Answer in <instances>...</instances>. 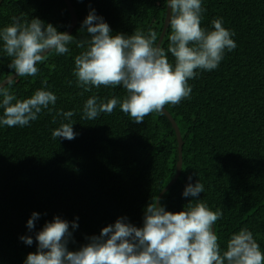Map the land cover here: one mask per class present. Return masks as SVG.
Masks as SVG:
<instances>
[{
	"label": "trees",
	"instance_id": "1",
	"mask_svg": "<svg viewBox=\"0 0 264 264\" xmlns=\"http://www.w3.org/2000/svg\"><path fill=\"white\" fill-rule=\"evenodd\" d=\"M70 1L77 16L70 35L76 40L90 39L83 21L91 11L112 35H147L151 29L158 40L161 33L166 0ZM202 6L201 27L211 30L212 20L222 18L223 26L234 32L236 48L225 50L216 69L197 70L189 81L190 98L164 107L181 133L182 166L159 205L179 212L189 203L203 202L222 212L214 225L221 253L242 228L252 232L264 253V0H202ZM14 17L38 18L58 32L70 23L63 0H0V28ZM170 32L168 25L160 44L166 51ZM68 47L67 54L49 53L37 64L36 76L16 77L4 85L18 99L44 89L57 100L51 111L42 109L27 126H0V264H24L27 254L37 251L36 234L54 217L69 222L70 251L118 218L142 227L146 206L176 171V136L163 111L136 123L118 104L111 114L83 118L90 96L96 95L99 103L122 100L127 92L123 86L83 91L73 75L74 57L83 49L75 43ZM168 60L174 65L171 53ZM10 61L0 47V82L15 72ZM60 110L74 112L75 139L52 138L55 128L69 122L57 115ZM196 182L204 192L185 197V187ZM33 212L39 218L30 230L27 221ZM22 236L33 243L27 245Z\"/></svg>",
	"mask_w": 264,
	"mask_h": 264
},
{
	"label": "clouds",
	"instance_id": "2",
	"mask_svg": "<svg viewBox=\"0 0 264 264\" xmlns=\"http://www.w3.org/2000/svg\"><path fill=\"white\" fill-rule=\"evenodd\" d=\"M203 11L202 0H168L171 32L167 51L157 44V32L151 29L147 35L142 31L112 35L109 25L94 11L83 21L90 34L88 40H76L38 18L29 21L14 17L0 28V47L11 58L8 67L15 71V77H34L39 71L37 64L49 53L67 54L68 46L75 43L83 51L74 57L73 75L83 91L123 86L127 92L122 100L112 97L99 103L96 95L90 96L83 105V118L95 120L101 113L111 114L119 104L132 121L141 123L152 113H162L166 105L190 98L189 81L197 76V70L216 69L225 50L236 48L231 38L234 32L223 26L222 18L212 20L211 30L201 27ZM168 53L174 57V65ZM6 83L11 85L12 78ZM42 83L46 88V81ZM56 100L53 92L44 89L18 99L10 88L0 84V126H27L39 118L42 109L51 111L49 106ZM57 115L69 122L55 128L52 138L75 139L71 122L74 112L60 110ZM201 192L202 183H189L183 195L197 197ZM221 217L220 210L212 211L203 202L170 212L154 199L146 206L142 227L118 218L76 251L67 248L69 222L54 217L36 234L37 251L28 253L24 264H264V253L247 228L234 233L221 253L213 230ZM38 218L39 214L33 212L27 221L30 230ZM71 227L78 225L73 222ZM20 239L27 245L33 243L30 236Z\"/></svg>",
	"mask_w": 264,
	"mask_h": 264
},
{
	"label": "water",
	"instance_id": "3",
	"mask_svg": "<svg viewBox=\"0 0 264 264\" xmlns=\"http://www.w3.org/2000/svg\"><path fill=\"white\" fill-rule=\"evenodd\" d=\"M67 6V10L69 12V16H70V23L69 25L67 26V28L63 31L65 33H68L70 34L73 27L75 26L76 22H77V16L75 14V11H74V8L71 4V1L70 0H63ZM167 16H168V0H166V10H165V17H164V21H163V26H162V30H161V33L158 37V40H157V44H161V41H162V38H163V35L168 27V20H167ZM16 73L13 72L11 73L10 75H8L6 78H4L0 84H4L6 85V81L9 79V78H12L15 79L16 77ZM14 77V78H13ZM163 112L165 113V115L167 116V118L169 119L170 123H171V126L175 132V136H176V141H177V162H176V171H175V174L174 176L172 177V179L162 188V190L159 192L157 198H156V201L158 204H159V199L161 197V195L174 183V181L178 178L179 174H180V170H181V166H182V144H183V141H182V137H181V133H180V130L174 120V118L171 116V114L164 108L163 109ZM213 230H214V226H213Z\"/></svg>",
	"mask_w": 264,
	"mask_h": 264
}]
</instances>
